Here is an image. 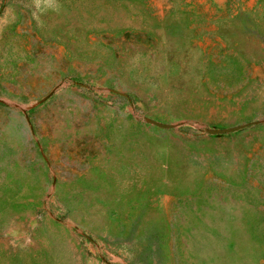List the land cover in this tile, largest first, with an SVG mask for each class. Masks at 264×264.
<instances>
[{"label": "rangeland", "instance_id": "1", "mask_svg": "<svg viewBox=\"0 0 264 264\" xmlns=\"http://www.w3.org/2000/svg\"><path fill=\"white\" fill-rule=\"evenodd\" d=\"M0 264H264V0H0Z\"/></svg>", "mask_w": 264, "mask_h": 264}, {"label": "water", "instance_id": "2", "mask_svg": "<svg viewBox=\"0 0 264 264\" xmlns=\"http://www.w3.org/2000/svg\"><path fill=\"white\" fill-rule=\"evenodd\" d=\"M161 126L165 127V125L160 124ZM242 126H236L234 128H224V129H211L209 130L211 133H224V132H229V131H233L236 129L241 128Z\"/></svg>", "mask_w": 264, "mask_h": 264}]
</instances>
